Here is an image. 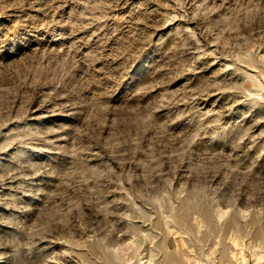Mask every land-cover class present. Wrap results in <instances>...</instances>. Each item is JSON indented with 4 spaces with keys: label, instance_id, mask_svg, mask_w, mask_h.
Instances as JSON below:
<instances>
[{
    "label": "rangeland",
    "instance_id": "1",
    "mask_svg": "<svg viewBox=\"0 0 264 264\" xmlns=\"http://www.w3.org/2000/svg\"><path fill=\"white\" fill-rule=\"evenodd\" d=\"M0 264H264V0H0Z\"/></svg>",
    "mask_w": 264,
    "mask_h": 264
}]
</instances>
